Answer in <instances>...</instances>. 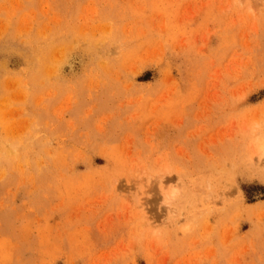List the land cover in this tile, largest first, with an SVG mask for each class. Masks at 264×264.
<instances>
[{
	"label": "rangeland",
	"instance_id": "374dc122",
	"mask_svg": "<svg viewBox=\"0 0 264 264\" xmlns=\"http://www.w3.org/2000/svg\"><path fill=\"white\" fill-rule=\"evenodd\" d=\"M0 264H264V0H0Z\"/></svg>",
	"mask_w": 264,
	"mask_h": 264
},
{
	"label": "bare ground",
	"instance_id": "6f19581e",
	"mask_svg": "<svg viewBox=\"0 0 264 264\" xmlns=\"http://www.w3.org/2000/svg\"><path fill=\"white\" fill-rule=\"evenodd\" d=\"M69 66V65H68ZM69 68V67H68ZM71 68V67H70Z\"/></svg>",
	"mask_w": 264,
	"mask_h": 264
}]
</instances>
